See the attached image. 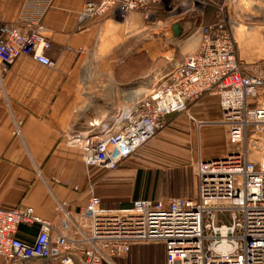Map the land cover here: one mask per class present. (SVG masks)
Here are the masks:
<instances>
[{"label": "built area", "instance_id": "obj_1", "mask_svg": "<svg viewBox=\"0 0 264 264\" xmlns=\"http://www.w3.org/2000/svg\"><path fill=\"white\" fill-rule=\"evenodd\" d=\"M164 1H89L79 21L110 11L122 20L133 13L149 19ZM168 1L179 3L180 13L209 5L207 0H186L185 7L181 0ZM224 1L217 6L219 18L200 27L198 49L156 90L119 109L98 127L100 134L73 136L87 168L113 172L155 138L169 117L185 114L202 127L189 107L215 94L233 150L224 158L195 163L197 197L136 200L128 208L107 209L93 190L76 218L66 216L69 223L61 232L32 207L0 208V264H113L135 246L154 244L164 246L166 264H264V67L239 58L236 21ZM54 3L27 0L17 23L0 20V93L21 57L56 66L47 54L52 43L44 21ZM35 224L40 231L33 244L17 238L21 225Z\"/></svg>", "mask_w": 264, "mask_h": 264}, {"label": "crops", "instance_id": "obj_2", "mask_svg": "<svg viewBox=\"0 0 264 264\" xmlns=\"http://www.w3.org/2000/svg\"><path fill=\"white\" fill-rule=\"evenodd\" d=\"M89 1L97 0H55L44 21L52 43L47 54L56 66L49 68L21 57L7 72L0 93V208L32 207L59 232L69 223L66 216L76 218L94 192L107 209L128 208L136 200H168L175 196L164 193L163 188L174 185L182 189L176 197L196 198L197 181L187 176L191 163L224 158L233 150L221 124L219 98L208 94L189 107V113L203 122L202 127L185 114L171 116L166 127L118 170L85 166L73 136L78 135L79 140L83 134H98L102 123L122 107L149 96L180 65L174 63L167 71L156 66L161 58L159 34L144 44L143 52H132L125 45V22L112 11L81 24L80 14ZM236 1L225 0L234 20L249 5L264 11V0ZM26 2L0 0V20L17 23ZM187 13L175 14L166 24L160 21L156 30L176 40L194 28L188 56L200 45V27L216 20L212 10L208 18L213 21L206 24H198ZM240 26L245 25L236 24L234 38L239 58L245 61L253 56L243 47L248 33L241 34ZM39 231L36 224L21 225L17 238L33 244ZM56 231L53 237L58 236ZM141 246L133 250L141 251Z\"/></svg>", "mask_w": 264, "mask_h": 264}, {"label": "rangeland", "instance_id": "obj_3", "mask_svg": "<svg viewBox=\"0 0 264 264\" xmlns=\"http://www.w3.org/2000/svg\"><path fill=\"white\" fill-rule=\"evenodd\" d=\"M183 7L184 5H188L189 2L186 0H181ZM224 0H207L208 4L207 6H198L196 5V9L190 13L192 15V19L195 20V22L198 21V24L200 22L207 23L213 20H217L219 18V14L217 13V6ZM230 0H227L229 2ZM234 2H237L236 0H233ZM225 2V1H224ZM264 4V2L262 1ZM179 3L172 4L168 0H165L162 6H158L155 11V15L150 17L149 19H145V17L140 13H133L125 20H122L121 18L117 17V19L121 22H125V45H129L130 50L132 52H135L137 49L140 52H143V47H145L144 44L150 43L154 39L151 38L153 36H161L160 41L161 44V58L157 60L156 66H160V69L162 71H167L171 69L170 67L176 63L181 64V62L187 57L188 51L192 46V36L195 31L194 28L192 30H189L188 32H185L182 36L177 38L176 40H172L171 37H167L163 30H156L157 23L160 21H164L165 24L168 22H171L169 18L173 17L175 14H178L182 12V8L176 9L177 5ZM228 4V3H227ZM250 6V5H249ZM246 6L244 9L240 10V17H235V21L237 25H245L250 27V32H248L247 38L245 41H243V47L246 48V52L252 55L253 58H246L248 60H245L248 63L253 64L254 68H260L264 67V40L262 39V35H264V11H257L253 7ZM262 6V5H261ZM168 7V8H165ZM233 6L232 8H234ZM249 7V8H248ZM169 10L170 13H169ZM212 10L214 14V19H209L208 12ZM264 10V9H263ZM168 11V12H167ZM230 8L227 7V12L230 15ZM247 13L249 17L247 18L245 15ZM231 16V15H230ZM256 16H260V19L255 18ZM138 18V21L135 19ZM181 18V17H175ZM237 18V19H236ZM163 22V23H164ZM139 23V27L137 28L136 24ZM197 26V23L196 25ZM137 30H136V28ZM262 27V28H260ZM197 28V27H195ZM140 30V31H139ZM142 30V31H141ZM138 32V34H137ZM242 34V33H241ZM247 34V33H246ZM239 41H241L239 39ZM136 44V45H135ZM240 45V44H239ZM139 47V48H138ZM142 47V48H141ZM142 49V50H141ZM146 49H148L146 47ZM243 48L240 45V50ZM252 51L255 52L252 54ZM204 98V97H203ZM201 98V99H203ZM208 142V141H207ZM197 152V149H195ZM196 162L191 163V165L188 168V179H192L196 182L195 176H194V165ZM173 175H168V177L172 178ZM182 189L178 188V186L174 185L173 187H164L163 192L164 193H171L173 196H179ZM151 246V248H147ZM149 246H141V251H137L136 249L132 250V252L123 259H117L113 260V264H166L165 263V254L163 249L158 245H149Z\"/></svg>", "mask_w": 264, "mask_h": 264}, {"label": "bare ground", "instance_id": "obj_4", "mask_svg": "<svg viewBox=\"0 0 264 264\" xmlns=\"http://www.w3.org/2000/svg\"><path fill=\"white\" fill-rule=\"evenodd\" d=\"M250 28L249 27H246V26H240V32L242 33V32H244V33H248V32H250ZM264 30V29H263Z\"/></svg>", "mask_w": 264, "mask_h": 264}, {"label": "water", "instance_id": "obj_5", "mask_svg": "<svg viewBox=\"0 0 264 264\" xmlns=\"http://www.w3.org/2000/svg\"><path fill=\"white\" fill-rule=\"evenodd\" d=\"M101 132H98V134H100ZM93 135V134H92Z\"/></svg>", "mask_w": 264, "mask_h": 264}]
</instances>
